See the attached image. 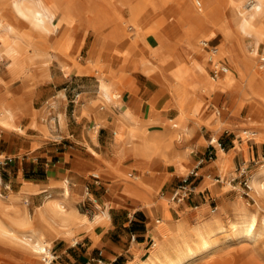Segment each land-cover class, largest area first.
I'll return each mask as SVG.
<instances>
[{"label": "crops", "instance_id": "1", "mask_svg": "<svg viewBox=\"0 0 264 264\" xmlns=\"http://www.w3.org/2000/svg\"><path fill=\"white\" fill-rule=\"evenodd\" d=\"M71 30L63 22L54 34L48 35L54 36L47 43L57 58L47 65L44 79H38L41 70L36 68L32 72L27 79L31 92L28 98L17 102L6 94V88L0 83V109L9 105L15 110L12 127L4 128L0 124V212L12 219L28 217L29 227L46 242L45 247L54 258L51 264H129L138 256L145 258L152 242L163 238L166 229L160 224L163 218L167 215L171 219H175V215L176 219L186 218L189 206H207L209 195L223 192V185L208 181L211 172L219 174L225 162L228 177L241 162L264 155V124L258 126L262 136L258 140L254 138V148L246 143L235 145L234 139L228 137L237 129L228 109L234 101L229 96V106L221 105L224 91L219 104L228 113L220 126L215 116L201 121L190 138L176 143L178 159H173L172 163L166 164L158 156H151V160L139 151L127 150L123 141L119 139V142L114 136L118 116L123 114L128 120H138L151 127L163 119L173 121L178 116L174 99L146 74L143 66L131 62L130 59L137 56L121 42L111 44L107 57L102 59L100 55L105 49L102 39H96L91 32L75 33L68 53L61 52ZM88 33L93 38L86 57L81 59L74 50L83 45ZM210 40L217 43L219 37ZM91 56L96 64L88 61ZM199 60L203 58L200 56ZM59 61L71 67L69 72L63 70ZM224 62H229L228 58H224ZM35 63L40 61L32 55L28 60L29 68ZM99 73L105 75L110 94L116 101L111 107L105 106L98 96ZM0 77L2 82L10 79L4 62L0 63ZM16 81L18 79L14 83ZM43 86L42 91L37 90ZM22 88L21 85L14 87V95H21ZM197 95L205 101L203 93ZM262 113L264 115L260 108V120ZM182 122L186 128L193 125L187 118ZM214 134L221 140L218 148L212 140L208 141ZM210 145L216 148L214 159L219 167L212 164L214 159L192 167L199 154ZM219 150L226 157L218 155ZM195 168H199L202 178L190 179L191 185L195 182L192 196L183 199L182 205L181 202L172 205L164 194L171 193L177 182ZM205 172L209 173L205 175ZM138 173L150 178L151 184L156 183L153 176L160 175L162 189L155 191L152 187L146 189L137 185L135 175ZM66 191L69 197L64 194ZM55 204L73 211L72 216L64 218ZM96 214L101 220L95 224ZM6 223L13 226L8 220ZM0 260V264H40L43 261L1 241Z\"/></svg>", "mask_w": 264, "mask_h": 264}, {"label": "bare ground", "instance_id": "2", "mask_svg": "<svg viewBox=\"0 0 264 264\" xmlns=\"http://www.w3.org/2000/svg\"><path fill=\"white\" fill-rule=\"evenodd\" d=\"M173 1L182 12L175 24L162 34L160 29L164 20L160 24L154 23L152 0H0V63L4 62L10 74L8 82H2L0 77V83L6 88V94L17 102L28 98L31 92L27 79L35 72V69L29 68L28 60L33 55L40 61L36 67L41 70L38 79H44L47 65L53 58H57L48 49L46 37L54 34L65 21L72 23L73 32L77 33L82 27H86L96 39H102L106 45L113 44L112 39L127 44L137 56H133L131 62L139 63L146 74L168 89L180 113L176 121L163 119L152 127L138 120H128L121 114L114 128V136L123 141L127 150L139 151L147 158L158 156L162 162L172 163L175 161L173 159H178L176 143L181 144L184 139L190 138L201 121L209 120L210 116L201 115L199 109L208 104L211 97L219 99L221 93L229 91L235 105L254 100L252 108L256 106L264 112V73L256 69L257 63H263L261 67H264V0ZM190 4H194V7ZM226 7L229 9V16L224 12ZM16 19L21 20L27 30L32 29L35 36L30 37L25 29L16 24ZM126 28L133 31L127 33ZM107 29L109 30L103 33ZM73 32L60 48L65 54ZM211 32L219 40L214 46L205 48L203 45L209 46L208 40L213 38L210 36ZM185 45L192 50L191 55L185 53ZM216 45L223 46L219 50ZM261 45L262 53L259 52ZM30 51L32 54L27 56ZM192 55L201 56L203 61L199 58L194 60ZM224 58H228L229 62L224 64ZM59 62L63 70L69 72L71 67ZM209 66L214 71L211 80L215 83L202 88L205 98L202 101L197 95L195 83L201 81L202 84ZM104 77L99 73L98 96L105 106L111 107L116 101L112 98ZM16 79L18 81L14 83ZM19 85L23 87V93L14 95L13 88ZM14 111L9 105L0 109V124L4 128L12 127ZM187 113L195 117L190 128H186L182 122L188 116ZM215 117L219 125L221 112L216 111ZM263 117L262 113L261 119ZM260 122L262 120L248 123ZM255 134L257 132H252V135ZM225 177L226 173L222 172V180ZM135 178L137 185L146 189L152 187L157 190L160 187L159 179L155 178L156 183L151 184L150 178H143L138 174ZM248 185L256 200L264 202V166L261 165L248 177ZM64 194L70 196L69 191ZM55 206L61 210L64 218L72 216L73 211H67L64 206L57 204ZM228 207H231L230 215L226 212ZM259 208L258 204L256 210ZM74 213L77 215L76 211ZM7 220L12 227L6 223ZM100 220L101 216L96 214L93 223ZM160 224L166 227L163 238L153 241L145 258L140 259L138 256L129 264H196L211 258L225 245L235 242L251 243L264 234V215L250 211L240 199L219 206L205 219L191 223L185 217L171 219L167 215ZM0 241L30 252L40 260L49 255L46 242L29 227L27 216L12 219L0 212Z\"/></svg>", "mask_w": 264, "mask_h": 264}, {"label": "rangeland", "instance_id": "3", "mask_svg": "<svg viewBox=\"0 0 264 264\" xmlns=\"http://www.w3.org/2000/svg\"><path fill=\"white\" fill-rule=\"evenodd\" d=\"M190 5H191V7H194V4H190ZM152 7H153V12H154V13L152 12V19H153L154 23L160 24L164 20V24H163L162 28L160 29L161 30L160 32L162 34H165L175 24L177 18L180 16V14L182 12V10L177 7L176 3L173 0H171V1L170 0H152ZM228 10L229 9L226 7L224 9V12L226 15L229 16ZM124 15H125V19H126L127 16H126V14H124ZM124 15H122L123 18H124ZM15 22L19 27H21L22 29H25V31H27V33L29 34L30 37L35 36V32L32 31V29L27 30V28H25V25L21 20L16 19ZM65 22L67 24L69 23L68 25L72 28V23H70L68 21H65ZM127 25L131 26L130 23H128ZM108 30L109 29L103 31V33H106V31H108ZM132 31L133 30H128L126 28L127 33H131ZM71 32H73V29L71 30ZM86 32L93 33L92 31H89L88 29H86V27L85 28L82 27L81 31H79L77 33L73 32V34H71L70 44L68 45L67 53L71 48L73 35L75 33L76 34H79V33L85 34ZM210 36L214 37L215 33L211 32ZM53 37L54 36H47L46 41L51 42ZM92 38H93V35L88 33L86 40L83 42V45L82 46L78 45L76 47V49L74 50L76 55H77L76 57H81V59H84L86 57V52H87L88 46H89ZM112 42L114 44L115 42H118V40L112 39ZM215 42H216V40H208V44L210 46H214ZM124 45L127 48H129V46L127 44H124ZM222 46L223 45H221V46L218 45L217 47L220 50V47H222ZM109 48H110V45L105 44V49L101 53L100 58L104 59L107 57L108 52H109ZM249 48H250V50L252 49L251 46ZM184 49H185L184 51L186 54L191 55V51H190L188 46L185 45ZM259 52L260 53L263 52V45L260 46ZM30 54L31 53L27 54V56H29ZM192 58L194 60H196L199 57H197L196 55H192ZM88 61L96 64V61H94V58L92 56L88 59ZM223 63H225V62H223ZM38 64L39 63L33 64L32 69L36 70V67L38 66ZM261 65H263V63H260V64L257 63L256 69L258 71H260V73H264V71H263L264 67H261ZM104 66H107V65H104ZM97 69H98V67H97ZM213 72H214L213 69L209 66L208 69L206 70V73H205L206 79L202 82V84H201V81L195 83V86H197V90H196L197 94L203 93V95H204L202 88L205 85L206 86H213V84L215 83L214 81L211 80V76H213V74H214ZM44 88H45V86H43V88L40 87L37 90L42 91ZM198 90H200V91H198ZM167 91H168V89H167ZM171 96L173 97L172 94H171ZM229 96L231 97V93L229 91H227L226 93H224L221 96V105L226 106V107L229 106V101H228ZM51 102H52V100H50L49 103H51ZM207 103L210 105V108H208L209 105L206 104L204 107H201L199 109V113L205 117L206 116L208 117V116H215L216 111H220L221 112V122H222V120L225 118L228 111L225 110L226 109L225 107L220 106L219 99H214L211 97ZM254 104H255L254 100L253 101H245V102L243 101V102H239L236 105L233 103L231 107H228L230 119L237 125L236 126L237 129L230 132V134L228 136V137L234 139L235 145L240 146L241 144L246 143L248 146H253L254 145V138L256 140H258L261 137L262 132L258 126H260L261 124H264V117L262 118V122H260L259 124L258 123L257 124H249L248 123L249 121H252V120L257 121V122L260 120L259 119V109L260 108H255V109L253 108L252 109V106ZM175 106H176V103H175ZM176 108H177V111L179 114L180 113L179 108L177 106H176ZM186 118L192 120V122L194 123L195 117H192L190 114H188V116H186ZM176 120H177V117L173 121H176ZM252 132H257V134L252 135ZM213 138H216V139H213ZM210 140H212L214 142L215 147H217V143L219 141H221V140L217 139V136L215 134L208 138V141H210ZM214 146L210 145V147H209L213 150V157L211 160H206V151H207V149H206V151H203L202 154H199V158H198V161L200 158H204V161L200 164H198V161L193 162L192 167H194L195 165L197 167H200L201 165L205 164L206 161H212L215 158V152H216V148ZM231 147H233V145ZM253 148H254V146H253ZM218 155H221L222 157H224V156L226 157V155L224 153L220 154V150L218 152ZM212 164L219 167V164L217 163L216 159L213 160ZM261 165L264 166V155L259 156V157L255 156L254 158H251V160L249 162L248 161L247 162H241L240 164H238V166L235 168L234 172L231 173L228 177L226 176L224 178V180H222L221 173L225 172L227 174V169H226L227 164L224 162L220 168L221 171L219 172V174L211 172L209 174L210 178H208V181L210 183H214L216 185L217 184L223 185L224 186V188L222 190L223 192L215 194V195H209L207 198V200H208L207 206L206 205L205 206H199V204H197L198 207H196V208L194 207L195 204H192V206H189V209L187 210L188 213L186 215V219H188L191 223L195 220L205 219V218L209 217L210 213L212 214L213 210L217 209L219 206L224 205V204L233 203L238 199H240L244 203H246V205H247V207H249L250 211L257 212V214L260 216L264 215V202L257 201L256 198L254 197V195L252 194V192L250 191L249 187H248L249 186L248 185V177L251 176L252 173L255 172L258 168H260ZM148 170H150V169H148ZM198 170H199V168H195L194 172L196 173V175L195 176L191 175L190 179L196 178V177L202 178V176H201L202 173ZM208 173L209 172H205L204 174L207 175ZM138 175H140V173H138ZM153 178L159 179V182H160L159 189H157L155 191L161 190L162 189L161 188L162 177L160 175H158L156 177L153 176ZM177 183L179 184L180 182H177ZM194 183L195 182H193L192 185H194ZM193 192L188 196L191 197ZM204 192L206 193V190ZM170 195H171V193H165L164 198L166 200L170 201ZM239 196H241V197H239ZM180 202H181L180 204L182 205L183 202L182 201H180ZM171 203L173 205V204H175V201H171ZM178 203L179 202H176V204H178ZM258 204L260 205V208L258 210H256L258 207ZM230 208L231 207H228V210L226 211V212H228L227 215H230L232 213ZM258 211H260V213ZM261 211H262V213H261ZM224 215H222V216H224ZM175 217L177 218V215H175ZM162 220H161V222H162ZM254 242H251V243L250 242H241V243L235 242V243L228 244L229 246L225 245L221 249L217 250L211 258H209L207 260H201V261L197 262L196 264H264V244H263L264 243V234ZM40 264H44V262L40 261Z\"/></svg>", "mask_w": 264, "mask_h": 264}, {"label": "built area", "instance_id": "4", "mask_svg": "<svg viewBox=\"0 0 264 264\" xmlns=\"http://www.w3.org/2000/svg\"><path fill=\"white\" fill-rule=\"evenodd\" d=\"M205 48L212 47L208 46L207 44L203 45ZM224 68V67H223ZM213 157V150L211 148H207L206 151V160H211ZM204 161V158H200L198 161V164L202 163ZM195 176L196 173L194 171H191L187 176L182 178L180 183L175 187V189L171 192L170 200L175 202L182 201L185 197H187L189 194L193 192V186L190 183V176ZM156 222H159V220H156ZM52 255H46L43 258L44 264H51L53 261Z\"/></svg>", "mask_w": 264, "mask_h": 264}]
</instances>
